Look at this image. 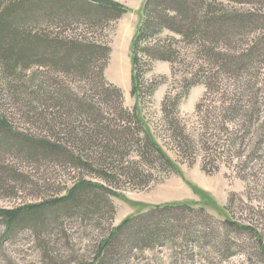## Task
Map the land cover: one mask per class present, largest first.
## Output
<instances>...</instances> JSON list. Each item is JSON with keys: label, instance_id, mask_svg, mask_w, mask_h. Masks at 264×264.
<instances>
[{"label": "rangeland", "instance_id": "rangeland-1", "mask_svg": "<svg viewBox=\"0 0 264 264\" xmlns=\"http://www.w3.org/2000/svg\"><path fill=\"white\" fill-rule=\"evenodd\" d=\"M111 1L119 17L53 11L22 24L37 41L100 45L85 71L44 46L26 68L0 57V137L17 138L0 143V210L47 203L83 181L102 201L49 205L12 227L0 216V264L90 263L128 217L133 227L103 264H264V0H213L219 17L234 19L223 33L163 29L141 44L136 71L148 0ZM126 125L151 130L172 165L127 134L118 143L113 130ZM174 203L190 208L151 214Z\"/></svg>", "mask_w": 264, "mask_h": 264}, {"label": "trees", "instance_id": "trees-1", "mask_svg": "<svg viewBox=\"0 0 264 264\" xmlns=\"http://www.w3.org/2000/svg\"><path fill=\"white\" fill-rule=\"evenodd\" d=\"M213 4V0H148L145 7V17L133 39V49L135 51L133 63L135 65V71L139 66V53L148 50L145 46L144 48H140L141 44L143 42H148L163 29H170L183 37L197 35L202 38L223 33L228 23H232L234 19L223 16L219 17L218 10ZM53 11L81 14L89 17L94 16V18L119 17L124 12L120 4L111 0H7V5L0 0V57L5 59L7 65L13 68L19 66H24V68H26L30 66L31 64L25 62L32 59V54H34L35 50H41L44 46L45 50L43 52L49 54V56L58 63L60 62L65 66L69 64L70 66L74 65V67H81L84 71L88 69V62H90V59H92L96 53L94 49H98L100 45L90 46L86 42L74 40H69L65 42L66 44L64 43V45L58 43L57 40L37 41L34 35L24 30L22 24L26 23V21L34 19L41 14L51 13ZM107 51L110 52V49L107 48ZM108 55L107 53L105 58L106 62L107 59H109ZM157 57L173 60L171 54L164 55L160 50L158 51ZM134 78V89L137 90L139 85L137 74ZM133 114L135 113L133 112ZM113 131L115 133L113 137H117L118 143H121L123 139L125 141L128 140L127 137L129 140L137 139V141L139 143L142 142L148 150L160 154L167 163H172L154 138L151 130L139 129L136 132H132V127L126 125L123 126L122 129L117 127ZM142 131H144V135L141 137ZM126 134L127 137L125 136ZM78 137L79 135H75L72 140L81 142ZM89 138L93 139V136L90 135ZM16 139L17 138L12 134L7 133V136L0 137V143L12 144L16 142ZM82 142H86V140L84 139ZM62 147L61 145H55L52 149L61 150ZM78 159L84 162L82 158L78 157ZM91 185L95 186L97 184L85 181L76 183L68 194L58 199L47 203L28 206L27 208H21L16 212H5L0 210V216L6 217L8 225L12 227L19 218L27 222L32 220L38 221L42 212H44L49 205H59L60 209L73 207L86 208L87 206L99 207L102 201L96 198L98 195H93L95 199L92 197L90 199V195L86 193L89 191L88 188ZM175 207L190 208L186 203L164 204L152 207L157 211H152L151 214L155 213L156 217L157 212L174 209ZM134 220L135 217H128L121 222L120 225L115 227L111 236L101 243L98 257L86 264H103L101 261L102 254L112 249L116 240L128 233L131 227H133ZM106 264H115V262L111 259L106 262Z\"/></svg>", "mask_w": 264, "mask_h": 264}, {"label": "bare ground", "instance_id": "bare-ground-1", "mask_svg": "<svg viewBox=\"0 0 264 264\" xmlns=\"http://www.w3.org/2000/svg\"><path fill=\"white\" fill-rule=\"evenodd\" d=\"M122 71H123L122 66L121 65H117V67L115 68V72L117 74H120Z\"/></svg>", "mask_w": 264, "mask_h": 264}]
</instances>
